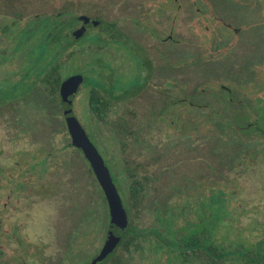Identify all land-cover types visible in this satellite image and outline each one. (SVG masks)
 <instances>
[{
    "label": "rangeland",
    "instance_id": "1",
    "mask_svg": "<svg viewBox=\"0 0 264 264\" xmlns=\"http://www.w3.org/2000/svg\"><path fill=\"white\" fill-rule=\"evenodd\" d=\"M211 1L0 0V264H85L108 231L103 190L83 153L67 146L63 111L44 104L47 93L37 82L45 16L58 13L67 25L76 16L92 17L99 27L90 32L116 35L131 64L128 74L136 78L134 55L146 56L145 45L165 70L175 69L179 97L195 103L179 107L180 118L168 108L158 125L144 118L149 94L117 106V114L131 108L135 125H152L142 150L134 140L127 147L118 143L112 121L85 119L89 86L74 98L73 111L109 167L125 208L129 176L149 180L132 213V230L106 264H180L170 252L202 230L209 242L243 252L264 237V0H214L223 2L218 10ZM151 32L176 41L156 43ZM84 55L75 67L84 66ZM128 74L115 70L116 96ZM162 76L153 81L160 88L171 85ZM194 116L188 130L186 118ZM89 213L98 221L93 228L84 222ZM82 226L92 234L76 233ZM170 230L178 231L180 241L168 240L174 238ZM69 244L82 247L72 261L65 254ZM231 259L237 263L236 256Z\"/></svg>",
    "mask_w": 264,
    "mask_h": 264
},
{
    "label": "flooded vegetation",
    "instance_id": "2",
    "mask_svg": "<svg viewBox=\"0 0 264 264\" xmlns=\"http://www.w3.org/2000/svg\"><path fill=\"white\" fill-rule=\"evenodd\" d=\"M211 2H212L211 6H214L215 8L217 7L216 5L223 6V2H218V1H214V0H212ZM225 9L229 10L227 8H225ZM230 12L232 13L231 10H230ZM62 15L63 14L58 13L54 16H52V15L45 16L46 22H44L43 26H42L43 30L41 32V34H42L41 42L43 43L44 51H45L44 52V79L45 80L43 83V87H44V90L46 93H47V35L48 34L50 35V31H51V23L48 24L47 19H50V18L53 19V17H57V16L61 17ZM232 15L235 19L236 14L232 13ZM81 17L82 16H76L75 17L76 22L72 27H70L69 31L67 32V35L69 37H73L74 39H76V42H77V40L83 38L85 36V34H88L89 38L93 37L95 39V41H97V40L100 41L101 44H99V45H96L94 43V48L97 47V48H95V51L99 52V54L101 55L102 62L107 64L104 67V69L101 71L103 73V75L101 77L103 83H100L101 85L100 84L94 85L93 81H95V79H92L90 76L86 75V73H85V72H87L86 70L83 73L82 70H84V66L83 67L76 66L75 67L76 71L67 75L65 77V79L68 78L69 76H72L75 74L83 75L84 81L79 86V89L77 91L76 96L81 92V89L83 87L89 86L91 88L89 96H88L89 114L87 113L85 115L86 120L93 118L95 122H102V121H109L110 122V121H112L113 127H114L116 121H125V123L127 125V130L124 133V137H125L124 140H121L119 138L117 131H115L116 129L114 130V138L116 139V141L118 143L121 142L122 144H124L123 147H127L128 144H131L130 143L131 140H134L133 143L135 144V146L140 147L142 149V148H144L143 147V145H144L143 139L147 135V129H146L147 127L146 126L151 127L152 125L151 124H146V126H144L142 124L135 125L133 119L137 118V115L135 116L132 114L131 108H129L127 111H125L123 113L117 114L116 113V107L117 106H121V105L130 106L132 104V101H134L136 98H138L139 95L149 94L150 102L148 104V109L144 115V118H146V119L148 118V120L150 122H155V124L158 125L159 122H162L163 116L166 115L168 108L171 107L172 111H176V114L178 113L177 116L180 118L179 110H178L179 107L183 106V107H187V108H192L193 106H195V103H193L191 101V98L185 99V98L179 97V94H177V91L179 92V83L176 79L178 74L175 72V69L172 68V70L168 71V68H167L165 70L164 67L162 66V64L157 63V60H155V58L152 56L149 49L145 45L141 44L143 50L145 51L146 56L143 57L142 55H139L137 52H135V53H137V55H134L136 57V60L134 61L135 63H133V65H135L136 72L139 69L138 70L139 78H136V75L131 76L130 74H128L131 64H130V61L127 58V56H125V53L122 50L123 47L121 46V44L116 42L117 41L115 38L116 35L108 34V38H105L102 34H99L97 32H90L89 31L90 29L88 28L82 37L75 38L73 36L74 31L83 25V20L81 19ZM90 18L94 22H96V24H92L90 27H99V22L94 20V18H92V17H90ZM219 18L221 20L223 19L221 17H219ZM61 19H62V17H61ZM173 19H174V21H172V22L173 23L176 22V18H173ZM62 20L66 21L67 19L65 17ZM19 29H16V30H19ZM6 30H5V32H6ZM149 31H151V30H149ZM150 34H151V36L156 38V43L164 42V41H167L170 39H172L173 42L176 41L175 39H173L174 37L171 34L168 35L166 38H163V37L159 36L158 34H153L152 32ZM127 36L129 37V39L134 40L136 42V44H138V41L136 39H134L130 35H127ZM126 42H129V41L127 40ZM84 44L89 45V42H83V45ZM75 45L78 46L80 44H79V42H77ZM83 45H80L82 47H79V46L77 47V52H79V55L83 54V52H84L82 49ZM104 47L108 48L106 51H103V52H106L105 54L101 53L102 50L104 49ZM160 55L162 57V53ZM111 66L115 67L116 69H110ZM177 67H178V65H177ZM78 69H79V71H82V72H78L77 71ZM115 70H117L118 72L123 71L126 75L128 74L127 80H125V82H124L125 87L123 88V93L120 96L119 95L116 96L115 93L113 92V90H115V88L113 87L115 82H111L113 75L115 74ZM160 74H163L161 80H163L164 76L166 75V78H167V80H170L171 85H169L168 87H165V88L164 87L160 88L159 85L161 84V82L155 83L153 81L154 78L160 76ZM37 77H39V75ZM152 92H156V94H154ZM91 94L101 95L103 97L104 105L109 107L106 110L107 111L106 113L96 114L94 112L93 113L91 112V110H90ZM59 95H60V87H59ZM76 96H75V98H76ZM61 101H62V98H61ZM74 101H75V99L73 100V103H74ZM44 104L47 106V99H46ZM62 111H63V109H62ZM111 114L113 116H111ZM191 115H192V113H191ZM191 119H193V121H191ZM186 122H187V129L191 130L192 123L195 122V116L186 118ZM136 126H137V128H136ZM156 127H158V126H156ZM139 132H140V135H139ZM150 145H152V143H150ZM17 200H19V197H17ZM4 207H6V205ZM3 229H4V222H3V219L0 218V233L3 231ZM78 229H80V228L79 227L77 228L76 233L78 232ZM105 240H106V237H105ZM121 241L118 243L117 247L113 250L112 253L115 254L117 249L122 245V244L120 245ZM103 245H102V247H103ZM101 248L98 250V252L96 254H94L92 259L99 253ZM66 249H68V250L65 251V254H67L70 257H71V254L73 253L74 250H77L78 254L80 252H82V247H79L78 245H76V247H73L72 245L69 244L68 248L66 247ZM112 253H110L104 260L108 259ZM92 259L90 258L88 260L89 262L87 261V262H85V264H89ZM71 261H72V257H71Z\"/></svg>",
    "mask_w": 264,
    "mask_h": 264
},
{
    "label": "trees",
    "instance_id": "3",
    "mask_svg": "<svg viewBox=\"0 0 264 264\" xmlns=\"http://www.w3.org/2000/svg\"><path fill=\"white\" fill-rule=\"evenodd\" d=\"M47 23H51L50 35H47V101H49V104L56 108L58 112H62L63 102L61 101V97L59 95L60 84L67 75L71 74L72 70H75L74 62H76L79 56L77 47H82L80 45H83L86 35L87 37L89 35L85 34L83 38L77 40L80 45L76 46V39L67 35L70 27L73 26L70 24L67 25V20H62L60 16H57L53 17V19H47ZM89 39V46L85 47V45L87 44H84L82 48L84 51L82 55L86 53L81 57L86 59L84 70L82 71L84 73L86 70V75L90 76L92 79H95L93 83L94 85H97L103 83L101 79L103 73L101 71L107 64L102 62L101 55L99 54V52L95 51V39L93 37H90ZM41 45L43 46V43ZM77 71L82 72L79 71V69ZM44 80L43 64V70H41L39 77H37V82L40 86L43 87ZM90 99V110L92 113L94 112L96 114H99L107 112L106 110L109 107L104 105V99L101 95L91 94ZM91 119L92 118L88 119V121L90 122ZM63 124L65 130L68 131L65 119H63ZM115 127L119 138L121 140H124V133L127 130L125 121H117L115 123ZM67 146H72V144L69 142ZM76 149L82 153L80 149ZM129 178L131 179V182L128 186L125 208L127 212L128 225L126 231L122 235V241L120 240V245L124 243V240L128 236L127 234L130 230H132V213L140 206L144 191L146 190L149 182L147 177L139 178L134 177V175H130ZM103 199L105 204H107V200L104 194ZM87 215H89V219L85 218L84 222L85 224L91 225V227L93 228L97 225L96 223H98V221H94L92 213H89ZM192 223L193 222L189 223L188 225L191 227ZM100 224L101 221H99V225ZM109 226L110 215L108 228ZM89 227L90 226H82L83 231L79 229L80 235H83V238H86L87 235L90 236L92 234V228L90 229ZM177 232L175 230L169 231L170 234L174 235V238L168 237V240L170 242L175 243L177 239L178 241H180L179 237L177 236ZM137 234H134L133 237L137 236ZM209 239L210 236L207 235V232L204 230L199 231L195 234L190 233L185 237L186 242H180L179 248L174 249V251L172 250V252H170V256L175 258L174 260H177L180 264H233V259H231L232 256H236V264H264V237L256 240L254 242L256 246L254 248L247 249L246 252H243L241 249H232L230 248V245L227 246L226 249L225 245L220 243L218 240H212L209 242ZM85 241H88V238L85 239ZM132 241L133 239H130L128 242L131 243ZM113 255L114 253H112L108 259L98 264H106Z\"/></svg>",
    "mask_w": 264,
    "mask_h": 264
},
{
    "label": "water",
    "instance_id": "4",
    "mask_svg": "<svg viewBox=\"0 0 264 264\" xmlns=\"http://www.w3.org/2000/svg\"><path fill=\"white\" fill-rule=\"evenodd\" d=\"M81 19L83 20V25L74 31L73 36L75 38L82 37L92 24H96L88 16H82ZM83 81L84 77L81 74L69 76L60 85V96L63 102V116L71 138V144L73 147L80 149L89 162L109 207L110 226L106 240L99 253L89 263L98 264L117 247L127 229L128 218L122 197L113 181L109 167L73 111V100Z\"/></svg>",
    "mask_w": 264,
    "mask_h": 264
}]
</instances>
